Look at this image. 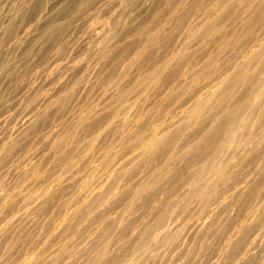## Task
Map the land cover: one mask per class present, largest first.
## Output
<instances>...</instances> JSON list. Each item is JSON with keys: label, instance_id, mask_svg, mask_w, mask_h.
Here are the masks:
<instances>
[{"label": "rangeland", "instance_id": "obj_1", "mask_svg": "<svg viewBox=\"0 0 264 264\" xmlns=\"http://www.w3.org/2000/svg\"><path fill=\"white\" fill-rule=\"evenodd\" d=\"M216 1L0 0V264H21L35 254L42 256L36 264H91L106 238L110 247L105 255L129 264H233L244 254L238 247L244 239L237 238L236 227L254 213L257 218L243 236L256 241L249 243L247 261L239 264H264V141L260 147L249 142L252 148L245 156L239 147L227 157L225 153L233 174L216 200L207 205L192 196L178 201L185 188L182 176L205 154L198 146L204 141L200 135L217 136L210 123L221 105L194 111H199L200 123L198 117L197 123L183 124L181 132L175 131L178 122L189 121L183 115L192 111L196 96H204L211 88L207 83L213 84L248 51L247 39L264 41L263 18L259 24L246 21L254 5L248 6L249 12L241 0H225L228 7L220 21ZM229 5L235 6L234 13ZM211 17L229 39L222 49L215 31L193 42L188 35L197 22ZM240 42H246L241 46L246 51ZM178 51L185 52L174 62L170 57ZM211 57L217 60L210 62ZM162 63L166 66L157 72L155 83L144 88ZM185 63L193 67L190 73ZM198 68L200 77L193 76L196 81L190 83ZM215 68L224 70L218 74ZM203 76L204 93L198 84ZM207 76L212 78L206 81ZM245 85L232 86L237 99L250 95ZM126 88L131 91L119 98ZM206 113L214 118L205 119ZM152 126L179 136L176 149L195 144L199 136L202 144L183 158L173 154L167 159L161 151L132 158L139 132L147 133ZM259 129L251 135L258 137ZM120 165L126 174L112 180ZM160 168L168 169L166 177L156 175ZM152 177L157 187L138 198L137 188ZM164 203H173L175 213L167 224L177 233L158 237L147 253H140L134 247L139 229L153 222ZM229 239V252L223 253Z\"/></svg>", "mask_w": 264, "mask_h": 264}, {"label": "bare ground", "instance_id": "obj_2", "mask_svg": "<svg viewBox=\"0 0 264 264\" xmlns=\"http://www.w3.org/2000/svg\"><path fill=\"white\" fill-rule=\"evenodd\" d=\"M217 1L215 3H216V6L217 5L219 6V7L217 6L218 9H219V10L217 9L219 11V12L217 11V14L219 13V15H218V17H219V16H221V14H222L223 11H224V13L227 11L228 5H227L226 2H224L225 0H217ZM227 1L230 4L231 1L230 2H229V0H227ZM243 2H244V6H246V9H249V12L251 10L250 9L251 5H254V7H256V9L253 8L252 10H255V11L253 12L251 10L250 13H248L246 11L248 14L247 13H244L243 14L245 17L242 16V18H241L242 21L243 20L244 21L246 20L245 19L246 18V14H247V18H248V20H246V21H249V19H251L255 23L257 22V24H259V20L262 19V18H263L262 20L264 21V17H263V15H264L263 14V11H264L263 10L264 9V0H241V3H243ZM236 3H237V1H236ZM211 5H213V4H211ZM231 6H232V8L235 7L233 5H229V8H228L229 10L232 9V8L230 9ZM244 6H243V8L245 9ZM248 6H250V7L248 8ZM213 7L209 8V9H213ZM258 8H261V9L259 10ZM235 9L236 8H233V10H232L233 13H234ZM258 10H259V12H257ZM182 11H184V10H182ZM211 11L213 12V10H211ZM211 11L209 10L210 14L212 13ZM241 12L243 13L244 10L242 9ZM228 13H229V15H230V13L232 15V12L231 11H228ZM224 16H225V14L222 16V18L219 17L218 20H220V19L223 20ZM216 17H217V15H216ZM212 18L213 17H211L210 19H208V21L206 19V21L203 22L202 20H204L205 19L204 18V19L200 20L201 22L200 21L197 22L194 25V27L196 28V30L193 31L192 30V27H191L190 30H189V34L188 35H191L190 38L192 39V42H193L196 38L206 37V36L210 35L211 33H213L215 31L219 35L216 39L219 42V44L221 45V49H222V48H224L228 44V42H229L228 40L229 39H228V37L226 38V36H224L221 33L222 30H221V28L219 26L220 24H218L219 22L217 21V19H214V18L212 19ZM242 23L243 24L244 23L246 24V22H242ZM235 33H236V31H235ZM248 33L249 32H247V34ZM237 37L238 36H236V38ZM246 38H247V35H246ZM239 39H241V38H239ZM249 39H251V38H249ZM254 40L258 43L259 38H258V40H256V39H254ZM254 40H252V41H254ZM247 41H249L248 42L249 44L251 43L248 47H246V48H249V49H246L245 47L244 48L242 47V48L244 50L246 49L248 51L246 53H241L242 54V57L240 56L241 58H239V60H237V61L234 60L235 62L233 61L232 63H230V58H229L228 64L230 63V65H227L226 64L227 65L226 68H225L226 69L225 70L226 72L225 71L223 72L225 74H222L223 76L220 75L221 77L219 76L220 78L218 80L214 81L213 84L211 83L212 85L209 82L208 83L207 82H204V79H205L204 76H203L204 78L201 77L202 79H200V80L202 81V83H198V84H200L201 87H202V84H203V88H202L203 89V93H204V88H205L204 85H205V83L209 84V86H211V88H209V90H206L204 96H202L203 93H202V95L199 94L202 97L196 96V99L193 100L194 102H193V105L191 107L192 111L189 112L188 109H186L188 111L186 114L183 115V114L180 113V115H183V117H185L186 120H189L188 122L183 123V121L182 122L180 121L181 122V125H179L180 122L177 121L179 123L178 124L179 127L177 125L175 131L176 132H179V131L181 132L183 130L182 127H184V125L187 126L188 123L190 124V122L193 121V120H195V119H196V122L195 123H197V120L198 119H199L198 120L199 121L198 123H200V117L199 116H201V115L198 113L199 111L197 113H194V111L199 110V108L205 107L206 105H208L207 107L210 106L209 107L210 110H212L214 108V107H212V105L214 106V104L215 105L217 104L218 105V108H219V105H221V107L219 108L220 109L219 116L215 119L214 122L211 120L212 123H210V124H212V125H210V127L212 128L213 131L210 130V129L209 130L211 132H214L215 131V134H217V136L214 135V137H215L214 139L213 138H210L208 136L209 140L210 139L211 140L213 139L212 141H208V138H206L207 136H205V135H209V134H206V132H205V134H202L204 132H200L202 134L200 136L201 137L202 136L204 137V138L202 137V141L204 140L203 141V144H202V142H200L201 140H200V136L198 134L199 141H198V139H196L197 142L195 144L190 143V146H189V143L188 144L186 143V145H188V146H186L185 144H182L178 149H176L174 144L176 143V141H177L176 139L179 136H177V135H171V133H169V130L168 129H165L164 130V128H166V125L167 124L165 126L163 125L164 128H163V126L160 127L164 131L161 130V129H159V127L152 126V127H150V129L148 130L147 133H140L139 132V134H138V140H137V150L138 151L133 154V157L132 158L139 157V158L145 159L146 157L150 156V154H153L156 151L163 152L165 154V156L167 157V159H169L173 154L178 155L179 158H183L188 153H190L191 151L194 150L193 147H195L197 149L196 146H197L198 142L202 144V145H198L199 148H201V146H203L205 148L204 149L205 154H204L203 158H200V159L194 161L193 164L188 169V171L186 173L187 175L185 174L186 176L185 175L182 176L183 178L181 179V181H182V183L185 184V188H184V191H183L184 194L183 195L181 194V196L178 198V201H180L182 199H188V198H190L189 196H192V197L198 198L202 202V204L207 205L210 201H213V199L216 200L218 198V197L216 198L217 194L220 193L219 191H222L223 188L226 187V184H225L226 180L231 177V176L229 177V175L232 172V170H230L229 167L231 166V163L232 162H231V160H227V159H229V157L226 158L228 156V152L232 148H235V147L238 148L239 147V148L244 149L245 153L242 154V156H245L247 154V152L249 151V149L252 148L248 144L249 142L254 141V143L256 144L255 146H257L260 142L264 141V44H263L264 41L262 43V42H260L261 41L260 40L259 41L260 43L259 44H256L255 47L252 46L254 42L252 43V41H250L248 39H247ZM246 42H244V43H246ZM244 43H241L242 45H240V49L242 51H243V49L241 48V46H243ZM190 44H191V42H190ZM190 44L188 43V45H190ZM187 46H185L184 48H186ZM250 46H251V48H250ZM231 47H233V46H231ZM241 50H240V52H241ZM184 52L185 51H183V53ZM183 53H181V54H183ZM199 53H201V52H199ZM181 54H180V51L175 52L174 54H172V56L170 58H172L173 60L175 59L174 60V62H175L176 60H178L180 58ZM215 54L217 55L218 53H215ZM215 54L214 55H211V56L212 57H215L216 56ZM139 56L141 57V55H139ZM212 57L209 59L210 62H213L214 59H215L214 61L217 60L216 58H212ZM236 57H239V56H236ZM191 60L192 59L190 58V61ZM188 62H189V59H187V63ZM193 62H195V61H193ZM188 64H190V62ZM191 64H192V62H191ZM205 64H206V62L204 63V65ZM185 65L186 66H189V69H190V70L189 69L187 70L186 67H185V71L187 73L188 72L190 73V71H191V69L193 67L190 68L191 65H187L186 63H185ZM250 65L253 67L252 69L251 68L250 69L248 68V67H251ZM165 66H166V64L163 65V63H162V65L161 66L159 65V68L156 69V72H154V74L151 73V74H153L154 79H153L152 82L151 81H148L145 84H143L144 88H149V87H151L155 83L154 80L157 79V77H155V76H159L158 73L160 74L161 73V70ZM206 66H207V64L205 65V67ZM205 67L203 69L206 70L207 68H205ZM220 67H222V66L220 65L218 68H220ZM224 67H225V64H224ZM223 68H221V71L224 70ZM227 69H228V72H227ZM196 70L197 69H195V71ZM213 70H215V72H217L218 74H219V72H221V71H219V69L216 70V68L213 69ZM197 71H198V75L199 76L196 75V74H195L196 75L195 76L194 73H196V72H194L192 74V77H191L192 80H190V83H194L193 82L194 80L196 81V79L193 80V76L195 78L200 77V74H199V71L200 70H199V68H198ZM205 72L207 73L209 71H205ZM211 72H210V74L209 73H207V74L211 76V74H212ZM171 73H173V72H171ZM206 73H205V76L207 75ZM173 74L175 75L176 73H173ZM202 75H203V73H202ZM210 76H207L206 77V81L209 78H212ZM213 76L215 77L216 74L213 75ZM227 82H229V85L233 82L232 83V86L234 85L235 87L237 85L236 89L239 88V87H242L243 84L244 85L246 84L245 86H248L249 85L248 87H250V89L247 88L246 90H249V92H251L250 95L248 96L246 94V91H244V93L248 97H246V96L244 97V96L241 95L243 98L241 99V97L239 96L238 99H240V100H238L236 98L237 96H234V93H236L238 90H235V88L233 89L234 86L233 87L231 86L232 88L231 87H228L229 85L228 84H227L228 86L226 85ZM238 84H240L241 86L238 87ZM181 86L184 87L183 84ZM185 86H188V85L185 84ZM209 86H207V88ZM121 90L122 91L119 92V94H120V97L119 98L124 97L127 93H129L131 91L130 88L121 89ZM233 90H235V92H233ZM233 97H235L236 100L235 99H232V100H235V102H232V104H230L229 103L230 102L229 99H231ZM227 100H228V102H227ZM225 102H227V104H225ZM215 107H217V106H215ZM180 115H179V117H180ZM203 115H206V116H203ZM203 115L202 116L205 119L206 118L209 119V117H210V119L214 118V117L208 115V113L203 114ZM212 115H216L217 116V114H212ZM179 117H178V119H180ZM204 118H203V120H205ZM201 120H202V117H201ZM169 126H170V124H169ZM254 129H259L260 134L258 135V137H256V135L255 136L253 135V134H255V132H253L252 135L254 137H256V138L252 139L253 136L251 135V133H252V131ZM205 130L207 131L208 129L206 128ZM178 135H179V133H178ZM218 135H219V137H218ZM205 138L207 139V141L205 140ZM262 145H264V144H262ZM258 146L260 147V144ZM261 148H263V147H261ZM224 155H226V157ZM223 157H225L224 159L226 161L223 160ZM229 164H230V166H229ZM258 167H256V168H258ZM260 167H261V165H260ZM116 169L117 170L114 169L115 170V172H114L115 178H112V180L116 179V176L117 175H125L126 174V169H125L124 165H120L119 167H116ZM167 172H168V169L167 168H160V169H158V172H157L156 175H158L160 177H166L168 175ZM232 174L233 173H231V175ZM157 181L158 180L157 179H153V177L150 178L149 180L143 181L141 183V185L136 190V196L139 198L140 196L143 195V193H145V194L147 193L148 194V193L154 191V189L157 187ZM57 185H58V183L56 184V186ZM54 188H55V186H54ZM92 196H94V195H92ZM95 196H97V195H95ZM43 197L44 196H42L41 199H43ZM175 199H173V200L176 202ZM173 200H172V202H174ZM41 201H43V200H41ZM134 204H135V201L132 203V205H130V208L134 207L133 206ZM172 206H173V203H164V204H162L160 206V208L157 210V212L154 213L153 220H151L153 222H150L149 221L150 224L147 223V222H145V223H143L141 225V228L139 229V232H138L139 233L138 240L137 241L135 240V244H134V247L135 248L141 250L140 253H143V252L147 253V251L149 250V248L152 247V246H154L156 244L157 239H159L158 237L161 238V237H164V236H168L169 234L171 236L172 235H176V233H177L176 230H174L175 231L174 232L173 230H171L173 227L170 228L171 226H168L169 223L167 224V221L168 220L170 221L172 215L175 213V211H174L175 209H173ZM127 209H129V205H128V208ZM127 209L126 210L123 209L124 210L123 211V214L126 215ZM129 211H131V209ZM252 212H253V210H251V213ZM255 212H257V211H255ZM123 214H122V216H124ZM254 214H255L254 215V218H253V215L252 216L250 215L252 219L250 218L251 220H249V222H246L249 219V217L247 215L246 221L241 222L240 225H239V227L237 225L238 229L236 227V230H237L236 231L237 232L236 233V236H237V238H238L239 235H241L240 238H239V240H243L244 239L243 242L238 245V247H240L239 249L241 250V252L240 251L239 252L240 253L243 252L244 254H240L237 251V253L240 254V255H237L238 257L236 258V260L234 261L235 263H233V264H237V263L239 264V263L243 262L244 260H246L248 258V256H249V253H248L249 243H254L256 241L255 239H252L250 241H245V238L243 236L244 232H246L245 230H247L246 228L253 221H255L254 219L257 218L256 214L258 215V213H254ZM119 224H120V222H117V225H119ZM102 225H104V223ZM204 225L205 224H203V223L200 224L199 228L203 227ZM108 229H109V227H108ZM169 238H170V236H169ZM231 240L232 239H229L228 241H226L227 242L226 243V249L224 248L225 250H223V253H226L224 251H226L227 249H229L228 248V245H231L230 244ZM236 241H237V239H236ZM133 243H132V245H133ZM109 247H110V240L108 238H106V240L102 243V246H100V248H98L95 251V254L94 253L92 254L94 256L92 257L91 264L92 263L94 264L96 262L97 263H102V264H106L107 262H109V264H129L130 263V262L129 263L123 262V259L122 260L121 259H118V260L117 259H112V260H110L111 258H108L109 256L107 257V255H105L106 252H107V248H109ZM227 251L229 252V250H227ZM35 255L34 256H29V258L24 259V261H22L21 264H36L37 262L39 263V261L42 258V256L40 258L37 255L35 257ZM37 257H39L40 259L37 258ZM48 259H51V258H48Z\"/></svg>", "mask_w": 264, "mask_h": 264}]
</instances>
